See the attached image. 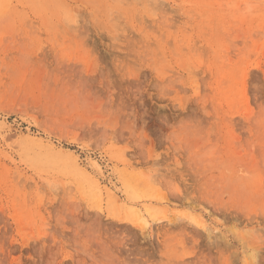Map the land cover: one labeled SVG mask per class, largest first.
I'll return each instance as SVG.
<instances>
[{
    "label": "rangeland",
    "instance_id": "1",
    "mask_svg": "<svg viewBox=\"0 0 264 264\" xmlns=\"http://www.w3.org/2000/svg\"><path fill=\"white\" fill-rule=\"evenodd\" d=\"M0 264H264V0H0Z\"/></svg>",
    "mask_w": 264,
    "mask_h": 264
},
{
    "label": "bare ground",
    "instance_id": "2",
    "mask_svg": "<svg viewBox=\"0 0 264 264\" xmlns=\"http://www.w3.org/2000/svg\"><path fill=\"white\" fill-rule=\"evenodd\" d=\"M100 184V183H99Z\"/></svg>",
    "mask_w": 264,
    "mask_h": 264
}]
</instances>
